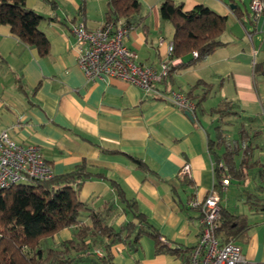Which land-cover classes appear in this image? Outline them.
I'll return each mask as SVG.
<instances>
[{
	"label": "crops",
	"instance_id": "crops-1",
	"mask_svg": "<svg viewBox=\"0 0 264 264\" xmlns=\"http://www.w3.org/2000/svg\"><path fill=\"white\" fill-rule=\"evenodd\" d=\"M54 1L55 8L47 0H26L40 14L57 17L40 25L51 41L47 56L24 43L8 24H0V131L8 130L19 143L40 145L53 174L86 160L104 168L137 200L139 209L158 228L159 241L143 235L135 250L116 242L111 246L113 264H178L188 256L187 248L196 245L200 230V208L190 202L202 201L215 185L214 161L207 144V133L215 137V126L201 115L195 122L153 90L113 77L87 80L78 64L71 25L83 21L90 29L101 26L106 21L107 0ZM140 1L145 19L136 17L140 22L131 30L127 45L141 62L160 66L176 59L171 66L181 63V57L168 54L173 27L161 18L162 0ZM176 1H183L187 10L205 4L227 15V26L220 36L222 44L204 60L175 69L171 90L186 93L198 80L211 83L203 108L221 100L233 101L239 118L246 116L252 129L261 130L255 143L264 162V75L254 71L255 63L264 60V13L256 19L245 14L241 21L234 8L239 4L250 11V0ZM202 88L199 85L195 92L201 94ZM102 147L122 153L104 152ZM124 153L142 158L151 170L138 167ZM185 162L190 163L191 174L181 178L179 171ZM234 181L227 189L244 187ZM80 195L93 208L116 207L106 211V223L118 227L127 220L107 181H85ZM223 197L222 205L233 211ZM80 218L91 224L86 214ZM77 228L61 229L46 238L44 246L56 247L73 238ZM247 242L248 251L242 248L245 255L263 261L252 234ZM96 249L103 250L92 246L74 264H105Z\"/></svg>",
	"mask_w": 264,
	"mask_h": 264
},
{
	"label": "trees",
	"instance_id": "trees-1",
	"mask_svg": "<svg viewBox=\"0 0 264 264\" xmlns=\"http://www.w3.org/2000/svg\"><path fill=\"white\" fill-rule=\"evenodd\" d=\"M47 1L52 7H56L54 0ZM106 6V22L122 19L135 28L141 19H145L141 15L144 7L140 0H107ZM234 12L241 21L245 14L253 17L251 11L239 4ZM160 15L173 27L174 48L171 57L182 58L181 63L169 66L164 78L161 90L168 94L174 83L173 72L176 68L204 60L222 44L220 36L226 29L227 15L220 14L205 4H197L187 10L183 1L176 0H162ZM137 16L140 20L136 19ZM56 19V15L50 17L40 14L29 7L26 0H0V24H8L14 34L27 45L35 47L42 56L50 53L51 41L41 29V22ZM146 27L144 24V28ZM194 51L197 52L196 55ZM254 71L255 74L264 75V60L255 63ZM199 85H203L201 94L195 92ZM212 87L211 83L198 80L186 95L195 102L196 108L202 109ZM210 112L216 114L219 121L215 125V137L207 133V144L214 161V187L221 191L222 200V178L229 177L230 180L248 185L252 169H256L257 174L264 177V162L260 157H255L258 148L255 137L261 130H254L242 123L239 136L228 137L221 122L227 116H240L231 100H221L210 108ZM192 120L199 121L197 110ZM101 149L104 152L122 153L103 147ZM124 154L138 167L151 170L142 158L130 153ZM92 179L107 181L114 191L121 205L120 210L127 216V220L118 227L105 222L106 211L108 214L116 207L107 204L104 211L91 207L81 199L84 182ZM254 198L253 194L248 193L249 204L253 203ZM84 214L91 219V224L81 220L80 217ZM221 218V229L229 238L234 241L249 240L250 227L245 213L231 211L222 205ZM72 225L78 226L73 238L62 241L56 247L44 246L46 238ZM143 235H150L157 242L160 237L158 228L139 209L137 200L128 195L122 183L108 176L104 168L86 160L47 179H30L10 187H0V264H74L95 245L103 249L98 259L105 264H113L111 246L114 243L124 242L129 250H135ZM88 238L92 239L91 243L87 242ZM171 251L180 252L175 248ZM187 251L189 256L192 247H188Z\"/></svg>",
	"mask_w": 264,
	"mask_h": 264
},
{
	"label": "built area",
	"instance_id": "built-area-1",
	"mask_svg": "<svg viewBox=\"0 0 264 264\" xmlns=\"http://www.w3.org/2000/svg\"><path fill=\"white\" fill-rule=\"evenodd\" d=\"M253 19L264 13V0H250ZM133 27L122 19L104 22L90 29L85 22L72 23L71 30L76 38L78 64L87 80L113 77L155 91L159 96L169 99L175 106L193 115L197 108L186 93L171 90L164 93L158 85L164 81L171 63L165 61L157 66L139 60L138 53L127 45ZM174 48L173 41L167 44L169 56ZM195 55L196 51L193 52ZM170 62V63H169ZM191 174V165L185 162L179 171L181 178ZM53 175L40 145L17 142L8 130L0 131V187H10L30 179H47ZM231 183L229 177L221 179L222 191ZM190 204L200 208V230L196 245L188 259L178 264H264L248 258L242 246L232 240L221 229V191L212 187L202 201ZM98 255L102 250L96 249Z\"/></svg>",
	"mask_w": 264,
	"mask_h": 264
},
{
	"label": "rangeland",
	"instance_id": "rangeland-1",
	"mask_svg": "<svg viewBox=\"0 0 264 264\" xmlns=\"http://www.w3.org/2000/svg\"><path fill=\"white\" fill-rule=\"evenodd\" d=\"M198 116L201 115L205 120L213 123L214 126L219 122L217 115L210 112V108H197ZM248 119L246 116L235 117L227 116L224 121H222V127L225 134L230 138H236L239 136V128L242 123L248 124ZM215 129V127H213ZM222 151V149H220ZM258 150L255 151V157H259ZM234 184L243 185L244 187H228L223 193V200L231 204V208L234 212H243L248 217L249 223V235H253L254 246L257 244L258 252L260 255L264 254V187H259L262 183L264 184V177H260L256 169L251 170L250 179L248 185L239 183L237 181ZM250 186V187H249ZM248 193L254 195V200L252 204H249ZM251 230V231H250ZM257 238L260 240L257 243ZM241 244L244 251H248L250 247L247 241H237ZM262 261V260H258ZM264 261V260H263Z\"/></svg>",
	"mask_w": 264,
	"mask_h": 264
},
{
	"label": "water",
	"instance_id": "water-1",
	"mask_svg": "<svg viewBox=\"0 0 264 264\" xmlns=\"http://www.w3.org/2000/svg\"><path fill=\"white\" fill-rule=\"evenodd\" d=\"M235 6V5H232V7ZM185 113L191 118L193 119V114L189 111H185Z\"/></svg>",
	"mask_w": 264,
	"mask_h": 264
}]
</instances>
